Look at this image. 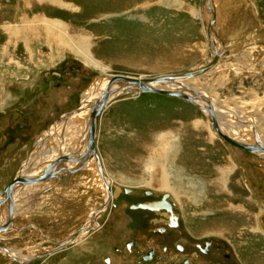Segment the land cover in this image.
I'll return each mask as SVG.
<instances>
[{
	"label": "rangeland",
	"instance_id": "374dc122",
	"mask_svg": "<svg viewBox=\"0 0 264 264\" xmlns=\"http://www.w3.org/2000/svg\"><path fill=\"white\" fill-rule=\"evenodd\" d=\"M50 1L0 0V189L19 173L33 143L78 105L87 88L100 81L99 75L179 73L198 67L208 55L207 45L197 43L203 38V0ZM223 1L230 8L226 25L217 8L220 34L243 29L241 45L232 51L237 57L188 83L235 111L240 123L225 111L221 120L230 122L227 127L233 130L228 134L250 141V126H239L245 119L251 121L248 115L264 137V0ZM45 18L63 26H45ZM246 53L250 61H237ZM242 62L245 66L239 65ZM98 124L94 144L116 193L96 219L100 233L89 236L95 240L86 249L83 242L44 255L73 236L107 197L91 163L17 196L16 205L30 210L11 219L22 227L21 235L5 238L2 233L0 246L18 250L24 258L42 255L23 263L0 252V264H103L104 255L120 261L123 255L113 248L119 243L113 239L118 227H123L125 238L136 232L132 225L124 228L119 223L121 216L136 217V227L145 231L149 208L141 205L154 203L164 193L179 216L181 228L174 237L223 242L221 252L233 254L225 264H264V158L224 142L200 109L171 96L124 95L104 108ZM77 126L83 128L82 123L71 125L69 129H77L67 131L66 139ZM55 138L40 150L58 148ZM34 150L33 156L39 151ZM28 159L24 172L34 164ZM150 165L152 172L147 170ZM164 172L169 174L166 189L160 182ZM149 236L156 241L164 237L152 232Z\"/></svg>",
	"mask_w": 264,
	"mask_h": 264
},
{
	"label": "water",
	"instance_id": "95a60500",
	"mask_svg": "<svg viewBox=\"0 0 264 264\" xmlns=\"http://www.w3.org/2000/svg\"><path fill=\"white\" fill-rule=\"evenodd\" d=\"M208 1L209 0H203V6L206 5V9L209 12V17L207 18V20L206 19L204 20V27L206 31V37H207V46L209 50L206 60L202 62L197 68L191 69L189 71L164 74V75H158V76H151V77H132L129 75H122V74L99 75L98 79H100V81H102L103 79L106 80V84H105L103 91L96 97L91 98L84 105L81 103V101H79L78 105L66 111L65 114H63L56 121L53 122V123L59 122L60 120H63V119L67 120L70 116L78 115L82 111L83 112L87 111V115H85L88 118V130H87L88 139H87V146L85 147L87 150L86 154L84 155L80 154L76 158V160L79 161L78 166L67 168V170L62 172L61 175H57L58 171H60L61 168H64V167H58L57 169H54L55 165L63 162L66 159H72V156L70 155V153L69 154L60 153L55 158L49 161L38 163V165L40 164L43 165L47 163L48 164L47 167H43L40 171L34 174L18 173L12 179V181H10L2 189H0V205L5 206L6 202L8 201V207L6 205L7 219L3 224L0 225V233L8 229L10 225L9 222L11 221L13 217L14 206L12 203V195L15 189L19 187L22 188L25 185L31 184L34 182L49 180L50 178H54V177L57 178L58 176L61 177L64 174L75 172L77 170L83 169L86 163H89V162H92L94 164L95 170L97 171L100 177V180L102 181L104 185V189L107 192V197L104 199V202L101 206L102 208L103 207L106 208L108 206L111 200V194L108 191L109 183L106 182L107 180L102 170L98 153L96 151V148L94 147V140H95L96 133L98 130L99 115L102 109L105 108L106 105H108L109 103L127 94L155 93V94H161V95L183 99L184 101H187L195 105L198 109L203 111V113L207 116V119L209 120L214 131L226 143L234 147L244 149L259 158H264V144L260 142L258 138V134L255 130L254 123L252 121L243 122L245 125L249 124L251 126L252 140L250 141L245 140V139L241 140L237 138L240 136H236V135L232 136V135L227 134L224 131V129L221 127V123L218 117L216 116L214 107H218L222 111L231 113L232 116L234 115V120H235L234 122L240 123L238 122V117H236L237 116L236 112L233 111L232 109L218 105L215 101L210 100L208 96L198 91L193 90L190 86L182 82L183 80H187L195 75L204 73V71L209 70L214 65L218 63H222L224 60L230 59L236 55V53H234L233 55L225 59L221 58L225 52V47L222 41L219 39L217 35V31H215V10L209 7ZM113 85H116V87H113ZM168 86H171V87L167 88ZM115 91H117L118 93L113 95L110 99V96ZM246 115L248 114L246 113ZM50 126L51 125H49V127L46 129V133L44 135H41V138L38 141L33 143L32 149L28 153L23 163L28 160V157L31 155V152L34 149L40 148L43 145L42 143L45 142L47 139L50 140V137L52 136V131L49 130ZM19 169H21V165ZM101 206L98 209H100ZM75 236H77V234L76 235L74 234L72 236V239ZM57 247L58 246H55L53 249ZM38 255H42V254H38ZM38 255L31 256L28 258H18L16 256H11V258L18 262H27L31 258L37 257Z\"/></svg>",
	"mask_w": 264,
	"mask_h": 264
},
{
	"label": "flooded vegetation",
	"instance_id": "af4514ba",
	"mask_svg": "<svg viewBox=\"0 0 264 264\" xmlns=\"http://www.w3.org/2000/svg\"><path fill=\"white\" fill-rule=\"evenodd\" d=\"M24 166L25 163L22 168ZM110 191L113 193L112 189H110ZM164 195L168 196L166 193H164ZM165 196L155 200L154 203L150 202L148 204L149 207H147L149 209H145L146 213L152 215L149 216V214H145L148 218L146 220L148 225L145 231H141L136 227L135 224L140 223L136 217L121 216L122 220L119 223H123L124 228H127V225H132L136 232L132 234L131 237L125 238L122 236L120 230L123 227L121 228V226H119L118 234L116 233L117 236L113 237V239L118 240L119 243H116L113 248L117 251L116 253H121L123 256L119 261L113 256L104 255L102 256L103 264H196L194 259L197 261L200 260V262L206 261V264H222L221 259H223L225 264L226 260L233 258V254L230 251L225 250L221 252L225 244L219 240L206 238L201 241H192L183 236L174 237L177 230L181 228V225L179 223V216L173 211V204L169 203ZM153 214L160 215L161 217H153ZM91 216L92 211L87 214L84 225L82 226L84 231L78 235V239L71 244L72 246H77L84 242L83 249H86L89 243L95 240L93 237L100 233L99 231L102 229V226L97 224L98 222L96 219L98 216L92 221ZM151 232L163 234L164 237L162 240L164 241H156L154 240L155 238L151 236L146 237ZM91 235H93V237L90 238L89 236ZM151 240L153 241L150 242ZM139 245L142 248H140Z\"/></svg>",
	"mask_w": 264,
	"mask_h": 264
},
{
	"label": "bare ground",
	"instance_id": "6f19581e",
	"mask_svg": "<svg viewBox=\"0 0 264 264\" xmlns=\"http://www.w3.org/2000/svg\"><path fill=\"white\" fill-rule=\"evenodd\" d=\"M51 1H53V0H51ZM50 1V2H51ZM57 1V0H56ZM209 3V7L210 8H213L214 10H215V31H217V29H218V15H219V13H218V11H219V9H218V11H217V8H216V1L215 0H209L208 1ZM250 2V1H249ZM58 3H60L59 1H58ZM62 5V4H61ZM64 5V4H63ZM250 5V4H249ZM202 8H203V10L201 9V7H200V12H199V17L201 18V19H206L207 20V18L209 17V12L207 11V9H206V5H202ZM44 19V18H43ZM35 21H37V20H35ZM42 21H44V20H42ZM44 23V22H43ZM45 26H53V27H60V26H63V24H58V22L56 23V22H53V21H46V18H45ZM10 28V27H9ZM19 33V32H18ZM62 33V32H61ZM217 35H218V32H217ZM218 37H219V35H218ZM220 39V38H219ZM254 44V43H253ZM252 46H254V45H252ZM80 48V47H79ZM78 49V48H77ZM83 49V48H82ZM207 49H208V46H207ZM209 51V50H208ZM83 53V52H82ZM222 59H223V57H221ZM88 59H89V57H88ZM225 59V58H224ZM228 60H230V59H226V60H224L222 63H218V64H216V65H214L212 68H210L209 70H207V71H204V73H201V74H199V75H195V76H193V77H191V78H189V79H187V80H183L182 82L184 83V84H186V85H188L189 86V83H188V81H190V80H192V79H194V78H197V77H199V76H202V75H206V74H208V73H210L211 71H214L217 67H222V66H224V65H222V64H224V63H226ZM97 64V63H96ZM96 66H98L101 70H105V68L103 67V66H100V65H96ZM197 68V67H196ZM104 75V74H103ZM105 84H106V80H102V81H97V82H95V83H93L92 85H90L88 88H87V90H86V92L81 96V98H80V101H81V103L84 105L85 103H87L91 98H93V97H96L97 95H99L102 91H103V89H104V87H105ZM113 87H116V85H113ZM171 86H168L167 88H170ZM192 88V87H191ZM193 90H195L194 88H192ZM195 91H198V90H195ZM198 92H200V91H198ZM116 93H118L117 91H115L111 96H110V99H111V97L113 96V95H115ZM134 94H143V93H134ZM174 98H176V97H174ZM210 98V97H209ZM117 100V99H116ZM183 100V99H182ZM210 100H212L211 98H210ZM115 101V100H114ZM113 101V102H114ZM217 101V100H216ZM198 102H200V101H198ZM112 103V102H111ZM111 103H109L108 105H110ZM200 103H202V102H200ZM108 105H106V107L108 106ZM220 105V104H219ZM105 107V108H106ZM104 110V108L102 109V111ZM214 110H215V113H216V116L218 117V119H219V121H220V123H221V127L224 129V131L228 134L229 132H231V130H233V129H231L230 127H227L229 124H230V122H228V121H222L221 120V118H225V115L222 113L223 111L221 110V109H219L218 107H214ZM102 111H101V113H102ZM222 111V112H221ZM203 112V111H202ZM101 113H100V115H101ZM85 115H87V111L85 112H81L80 114H78V115H73V116H70L67 120H65V119H63V120H60L59 122H56V123H54V124H51V126H50V131H52V136L50 137V140L49 139H47L45 142H43L42 144L44 145V146H47L48 144L50 145L53 141H51L52 140V138L54 137H56L55 139L57 140V146H58V148L57 147H54L53 148V146H52V148L51 147H48V149L47 148H45L44 150H40V148H38V149H36V150H39V151H36V154L37 153H39L38 154V156H36V154L33 156V155H30V157L33 159L32 160V163H34L32 166H31V170L28 168V170H25V172L23 171V168H22V165H21V169H19V173L20 174H34V173H37L38 171H40L43 167H47L48 166V164L47 163H45V164H43V165H38V163H41V162H44V161H49V160H51V159H53V158H55L58 154H60V153H62V154H69L70 153V155L72 156V159H66V160H64L63 162H61V163H58L57 165H55V167H54V169H57L58 167H64V168H61V170L60 171H58V173H57V175H61V173L62 172H64V171H66L67 170V168H72V167H74V166H78L79 165V161H77L76 160V158L80 155V154H86V146H87V139H88V137H87V130H88V118H87V116H85ZM100 115H99V118H100ZM238 115H240V114H238ZM227 116V115H226ZM241 116V115H240ZM251 115H249L248 117L251 119V121L254 123V126H255V130H256V122H255V118L254 117H250ZM244 122H248V120L247 119H245L244 120ZM78 123H82V125H83V128H81V127H78V130H76V133L74 134V135H71L70 136V138L71 139H66V133H67V131H72V130H75V129H77V128H70L69 129V127H71V125H73V124H78ZM98 123H99V119H98ZM98 126H99V124H98ZM239 126H246V128H248L250 125L248 124V125H245V124H239ZM235 125H234V129H235ZM250 128H251V126H250ZM214 130V129H213ZM236 130V129H235ZM56 132V133H55ZM97 132H98V130H97ZM215 132V131H214ZM257 132V134H258V138H259V140H260V142L261 143H263L262 142V140L264 141V137H262L261 136V134L259 135V133H258V131H256ZM44 133H46V131L44 132ZM54 133L55 134H57V136H53L54 135ZM216 133V132H215ZM217 134V133H216ZM44 135V134H43ZM96 135H97V133H96ZM218 135V134H217ZM229 135H234L233 133L232 134H229ZM250 135L252 136V134H251V131H250ZM219 136V135H218ZM235 136V135H234ZM220 137V136H219ZM262 137V138H261ZM96 138V137H95ZM221 138V137H220ZM238 138V137H237ZM222 139V138H221ZM39 140V139H38ZM37 140V141H38ZM223 140V139H222ZM95 141V140H94ZM225 142V141H224ZM264 144V143H263ZM72 146L76 151H75V153H72L71 152V149H73V148H70L69 146ZM56 146V145H55ZM94 147H95V144H94ZM96 148V147H95ZM238 148V147H237ZM242 150H244V149H242ZM35 151V150H34ZM96 151H97V149H96ZM246 151V150H245ZM97 153H98V151H97ZM160 155V154H159ZM163 155H165V154H163ZM98 156H99V159H100V164H101V167H102V163H101V158H100V155H99V153H98ZM28 161H30V159H28L26 162H25V166H26V164L28 163ZM70 161V162H69ZM92 162H89V163H86V165H85V167L83 168V169H85L86 168V166H88L89 164H91ZM65 164H68V166L67 165H65ZM93 164V163H92ZM83 169H80V170H83ZM165 169V168H164ZM80 170H77V171H80ZM102 170H103V172H104V169L102 168ZM147 170H148V172L149 171H151V165H150V167L148 166L147 167ZM77 171H75V172H77ZM165 171V170H164ZM75 172H71V173H67V174H74ZM152 172V171H151ZM104 175H105V173H104ZM169 175V174H168ZM168 175H167V173H163L162 174V179H161V186L164 188V189H166V187H168V179H167V177H168ZM59 177V176H58ZM58 177L56 178V177H54V178H50L49 180H55V179H58ZM105 177H106V175H105ZM106 182H108V183H111L109 180H108V178H106ZM177 180H179V181H182V180H184L183 178H180V177H178L177 178ZM44 181H46V180H44ZM43 181V182H44ZM42 181H38V182H34V183H31V184H27V185H25L24 187H19V188H17V189H15L14 190V192H13V195H12V203H13V206H14V211H13V217L12 218H15V216H17L18 214H20V215H22L23 213H26V211L27 210H30L29 209V206H28V208L26 207V205H20V206H18V205H16V200L18 199L17 198V196L18 195H21V192L23 193V191H25L24 189L25 188H27V189H30V186H33V187H35V191L37 190V188H39L38 186H39V184H42L41 183ZM48 182H50V181H48ZM160 184V183H159ZM35 185V186H34ZM195 187V186H194ZM39 191V190H38ZM108 191H109V193L111 194V198L113 197L114 198V196L116 195V194H114V192L112 193L111 191H110V189H109V187H108ZM26 192V191H25ZM24 192V193H25ZM117 192V191H116ZM37 193V192H36ZM107 194V192H105V195ZM33 203V202H32ZM6 205H7V207H8V201L6 202ZM6 205L4 206V205H0V210H2V215H0V225L1 224H3L5 221H6V219H7V208H6ZM141 206H143V207H149L148 206V204H142ZM104 208L105 207H103L102 209L100 208L98 211L97 210H95V211H93L92 212V216H91V221L92 220H94L97 216H99L101 213H102V211L104 212ZM1 213V212H0ZM29 222V221H28ZM11 223V221L9 222V224ZM15 230V231H13V229ZM22 227L21 226H16V227H14L13 225L12 226H10L9 225V227H8V229H6L5 231H3L2 233L3 234H6L5 235V238L7 237V235L8 236H10V235H16V236H18V235H21L20 233V229H21ZM30 228V227H29ZM84 231V229H83V227L82 228H80L76 233H75V235L77 234V236H75L73 239H72V236L69 238V239H66L65 241H63V242H61V243H58V247L57 248H55V249H53V250H50L49 252H46L44 255H49V254H51V253H53V252H55V251H57V250H59V249H61L62 250V248H64L65 246H68L69 244H73L74 243V241L76 240V239H78V235L79 234H81L82 232ZM88 231V230H87ZM9 232V233H8ZM2 233H0V236H4ZM8 233V234H7ZM41 233V232H40ZM41 235V234H40ZM43 236V235H42ZM2 237H0L1 239H2ZM44 237H46V236H44ZM5 240V239H4ZM69 240V241H68ZM60 244V245H59ZM5 248V249H4ZM0 252L1 253H3V254H5L6 256H9V257H11V256H16V257H18V258H24L23 256H21L22 254H20V252H18V250H13V249H9V247H3V246H1L0 247ZM43 255V256H44ZM26 258V257H25ZM28 262V261H27ZM23 263H26V262H23Z\"/></svg>",
	"mask_w": 264,
	"mask_h": 264
},
{
	"label": "crops",
	"instance_id": "0c3cea01",
	"mask_svg": "<svg viewBox=\"0 0 264 264\" xmlns=\"http://www.w3.org/2000/svg\"><path fill=\"white\" fill-rule=\"evenodd\" d=\"M203 5V4H202ZM229 4L228 3H226V2H224L223 0H219V3L217 4V8L219 9V11H220V16H221V18H222V20H224V25H226V23H227V16H226V14L228 13V12H226V7L228 6ZM229 8H230V6H228L227 7V11L229 10ZM241 7L240 6H236V8L235 9H240ZM230 19V18H229ZM238 24H239V22H236V26H238ZM240 25L241 26H243L244 25V23H240ZM241 28V29H240ZM202 30V39L201 40H198L197 41V43H199V44H206L207 45V37H206V31H205V27L203 26V28H201ZM220 29H221V27H220V25H219V28H218V33H219V36H220V38L223 40V45H224V47H225V52H224V54H223V57H230L231 55H233L234 53H232V51L234 50V49H236L237 47H238V45H241V43L239 42V40H240V36L242 35V31H243V29H242V27H233V28H231L230 30L228 29L227 31H226V34H224V35H221L220 33ZM203 41V42H202ZM236 41H238V42H236ZM205 47V46H204ZM235 53H237V52H235ZM242 56V55H241ZM240 56V58L237 60V61H240V60H242V59H244V58H246L248 61H250L251 60V55H250V53H246V54H244L242 57ZM237 57V55L236 56H234V57H232V58H230V60H233L234 58H236ZM230 60H228L227 62H226V64H228L229 62H230ZM246 60V61H247ZM236 61V62H237ZM245 61V60H244ZM236 62H233V63H236ZM246 62H242V63H240L239 65L241 66V65H244ZM225 64V63H224ZM245 66V65H244ZM239 68V67H238ZM230 69V67L228 68V69H226L225 71H223V73L225 72H227L228 70ZM235 149H237V148H235ZM10 225L12 226H16V225H14V224H11L10 223Z\"/></svg>",
	"mask_w": 264,
	"mask_h": 264
}]
</instances>
